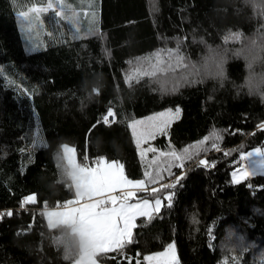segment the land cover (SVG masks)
Masks as SVG:
<instances>
[{"label":"trees","instance_id":"16d2710c","mask_svg":"<svg viewBox=\"0 0 264 264\" xmlns=\"http://www.w3.org/2000/svg\"><path fill=\"white\" fill-rule=\"evenodd\" d=\"M65 3L74 8L73 0ZM29 6L26 0H0V212L13 213L0 219V264H74V255L65 259V243H56L61 236L65 241L66 230L48 228L41 215L45 203L52 208L72 198L62 176L64 161L57 159L61 145L75 147L78 162L84 156L90 163L100 156L117 159L129 178H143L153 154L141 160L128 125L170 108H179L180 117L150 142L154 147L180 150L215 130L223 135L221 151L202 152L183 169L173 168L184 178L171 190L172 206L150 221L138 218L134 242L123 256L106 254L102 264H128V258L147 264L145 256L173 242L180 264H261L264 175L230 182L243 162L241 152L264 147V131L257 128L264 122V83L257 90L248 82L250 72L264 79V59L250 70L244 56L235 55L249 41L264 39L260 9L248 0H100L99 34L84 35L82 12L81 32L74 37L68 22L55 23L51 11L29 30L17 15ZM235 32L241 39L225 43ZM178 41L197 66L210 49L221 52L223 77L202 69L199 82L167 94L147 76L129 86L130 62L175 48ZM109 106L115 122L97 124ZM36 122L44 145L34 150ZM199 158L215 167L197 166ZM33 194L36 203L25 204ZM157 195L164 200L167 192ZM241 243L249 245L243 252Z\"/></svg>","mask_w":264,"mask_h":264},{"label":"snow or ice","instance_id":"6c2138e0","mask_svg":"<svg viewBox=\"0 0 264 264\" xmlns=\"http://www.w3.org/2000/svg\"><path fill=\"white\" fill-rule=\"evenodd\" d=\"M26 2L31 6L25 11H19L17 15L22 18V21H27L29 30L42 24L41 15L51 11L56 18L55 23L67 21L74 37L79 36L81 12L66 4L65 0H35V3H32V0H26ZM82 2L86 3L88 9L95 7V0H82ZM248 2L254 8L260 9V15L264 16V0H248ZM83 15L88 16L89 12L84 10ZM91 17L95 21L96 13L92 12ZM261 28L264 29V24ZM93 34H99L95 26L84 32L85 36ZM48 35L51 36L52 33ZM242 35L240 32L229 33L224 41L225 43L230 39L238 41ZM180 43L178 41L175 48L158 49L147 57L138 58L135 63L130 62L132 71L125 75V81L131 86L133 82L138 83L142 77H151L152 82L158 86L156 90L167 94L178 90L182 84L199 82L202 69L205 74H211L217 78L223 77L225 57L221 52L210 49V54L204 59L203 64L197 66L185 57ZM235 55H243L251 70L253 64L264 59V39L249 41L248 44L236 50ZM2 73L3 69H0V74ZM9 82L14 83V81ZM248 82L250 87L258 90L259 85L264 83V79L257 80L250 72ZM93 92L98 94L99 88L94 87ZM180 111L179 108L175 111L168 109L166 112L144 120H132L128 125L141 160L146 159L148 153L153 154L147 162L143 178L140 179L129 178L125 173L124 164L117 159L109 161L100 156L90 163L88 157L84 156L83 163H81L77 160L75 147L68 144L61 145L57 159L64 161L61 166L62 176L67 180V187L72 193V198L57 202L51 209L45 203V211L41 215L47 218L48 228L65 229L68 236L79 242L78 254L67 251L65 245V259L72 258L74 255V264H102V260L108 253L115 252L123 256L124 248L134 242L137 218L144 217L146 221H150L160 213L162 207L172 206L174 192L171 190L175 189L184 178L183 172L177 175L172 169H183L186 161L200 157L202 152L221 151L220 142L223 140V135L215 130L204 136L202 140L180 150L170 147L168 151H163L154 147L150 142L157 136L167 133L169 126L180 115ZM110 117L112 120L109 119ZM115 117L113 107L109 106L106 114L97 121V124L110 125L115 122ZM95 127L96 125H93V128ZM257 128L264 131V122L259 123ZM89 131L91 132V129ZM209 141H211L210 145ZM229 154L230 152H224L225 156ZM255 156L261 159L252 161V164H255L257 169H264V151L259 147L247 153L241 152L240 159L250 160ZM195 163L204 168L215 167V162L207 158L196 159ZM249 167L251 165H245L242 169L234 171L232 173L233 183L240 184L250 175L256 174L255 171H249ZM162 190L167 192L164 198L166 204L157 195ZM24 203H36V196L33 194L25 197ZM12 214L10 210L6 213L0 212V219ZM56 243L64 244L65 241L61 236L57 237ZM239 246L242 252L249 247L242 243ZM112 258L115 259V257ZM237 259L233 257L234 261ZM144 260L148 264H179L175 243H169L164 252L145 256ZM128 264H132L131 258H128ZM137 264H140L139 259H137ZM261 264H264V260Z\"/></svg>","mask_w":264,"mask_h":264},{"label":"rangeland","instance_id":"374dc122","mask_svg":"<svg viewBox=\"0 0 264 264\" xmlns=\"http://www.w3.org/2000/svg\"><path fill=\"white\" fill-rule=\"evenodd\" d=\"M99 2H100V0H95V7L94 8H91V9H88L86 7V3L85 2H82V0H73V3H74L73 6H74V8L77 11H79V12L82 13L84 10H87L89 12V15L88 16H84L83 15V19H84V29L85 30H87V29H89L90 27H93V26H95L96 28L99 26V14L97 12ZM92 12H95L96 13L95 21H93V19L91 17V13ZM170 109H172L173 111H175L177 108H170ZM167 110L168 109H165L163 111L154 113V114H152L150 116H154V115H156L158 113H161V112H166ZM180 114H181V112H180ZM150 116H148V117H150ZM179 117H180V115L178 116V118ZM147 118H144V119H147ZM144 119H141V120H144ZM177 119H175V120H177ZM43 145H44L43 136L41 134L40 127H39L38 123L36 122L35 123V129H34L33 136H32V142H31V145L30 146H31L32 149L35 150V149H38V148L42 147ZM261 150L264 151V147L261 148ZM260 159H261V157L255 156V157L250 158V160H243V162H242L243 166H245V165H251V167H249L248 170L249 171H255V173H256L254 175H250L249 177H253V176H256V175H264V169H257L256 166H255V164H252V161H254V160L255 161H258ZM235 171H237V170H235ZM230 182L233 183V181H232V174L230 176ZM49 209H51V208H49ZM44 211H45V209H44ZM138 218H144V217H138ZM45 219L47 221V218L46 217H45ZM164 251H162V252H164ZM158 253H160V252H158ZM176 254H177V251H176ZM152 255H154V254H152ZM177 257H178V255H177ZM146 263L148 264L147 261H146Z\"/></svg>","mask_w":264,"mask_h":264},{"label":"clouds","instance_id":"9594fccd","mask_svg":"<svg viewBox=\"0 0 264 264\" xmlns=\"http://www.w3.org/2000/svg\"><path fill=\"white\" fill-rule=\"evenodd\" d=\"M65 245L67 246V251H70L72 254H78L80 251L79 242L70 236L65 237Z\"/></svg>","mask_w":264,"mask_h":264},{"label":"built area","instance_id":"2783aa9c","mask_svg":"<svg viewBox=\"0 0 264 264\" xmlns=\"http://www.w3.org/2000/svg\"><path fill=\"white\" fill-rule=\"evenodd\" d=\"M110 120H112V118L110 117L109 118ZM244 166H243V164H241V166L240 167H238L236 170H238V169H242Z\"/></svg>","mask_w":264,"mask_h":264}]
</instances>
